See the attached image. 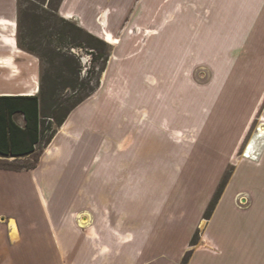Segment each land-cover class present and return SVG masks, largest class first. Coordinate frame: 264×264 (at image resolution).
Instances as JSON below:
<instances>
[{
	"label": "crops",
	"instance_id": "0c3cea01",
	"mask_svg": "<svg viewBox=\"0 0 264 264\" xmlns=\"http://www.w3.org/2000/svg\"><path fill=\"white\" fill-rule=\"evenodd\" d=\"M17 12L15 1L0 0V78L10 83L0 86V96L39 93H29L25 82L13 89L7 74L6 63L19 51ZM56 13L109 44L106 68L113 76L106 88L99 83L68 114L32 167L0 165V264H264V135L251 136L257 118L264 130V0H59ZM132 27L147 29V34H131ZM128 48L137 50L130 61L137 78L128 75L121 81L119 71L126 63L120 68L117 58L130 54L124 51ZM156 55L207 56L233 78L212 80L196 92L198 133L211 143L204 144L197 134L195 178L182 173L179 179L168 178L173 164L181 162L170 156L172 148L155 145L157 119L171 121L155 113L149 89L155 83L146 76ZM252 72L259 73L257 79ZM107 86L117 88L115 95ZM213 88L218 95H209ZM125 98L129 102L124 105ZM97 100L104 108L114 102L115 112H93ZM180 103V117L187 120L188 106L183 110ZM205 119L211 123L203 127ZM16 121L23 126L22 116ZM108 131L114 136L110 141ZM254 139H259L257 150ZM250 140L255 158L249 157L251 147L245 151ZM32 155L0 160L25 161ZM27 172L43 179H78L68 195L70 207L55 203L47 209L46 197L30 191L28 180L13 179ZM141 179L149 184L158 179L164 186L146 194ZM169 188L178 191L172 194ZM241 197L245 204L239 206L236 199ZM173 200L182 208L174 216L179 227L172 228L184 227L188 235L171 257L152 248L161 247L154 232L173 221L161 214L166 201ZM227 215L229 232H242L234 240L224 235L220 219Z\"/></svg>",
	"mask_w": 264,
	"mask_h": 264
},
{
	"label": "rangeland",
	"instance_id": "374dc122",
	"mask_svg": "<svg viewBox=\"0 0 264 264\" xmlns=\"http://www.w3.org/2000/svg\"><path fill=\"white\" fill-rule=\"evenodd\" d=\"M17 4V28H16V44L19 51L17 52L18 56L11 60V64L6 63L9 66L8 73L9 77L12 81L13 89L17 90L21 84L24 82L28 85L27 90L29 93L33 91H37L42 87L45 89L51 78L56 74L63 75L58 79V82L61 84H68L70 81V74L65 68L63 64L64 59L60 54H69L77 59L80 65V78L81 79H90L89 85L84 89L78 90L73 92L71 89H64L61 90L63 96H69L70 101L75 100L77 97L85 95L88 92V87H94L97 85V82L103 84L106 88V84H109L112 75V72L109 71L106 67V64H103L102 59L94 60L92 54L96 55L99 53V50L93 51L91 45H95L96 43L88 40L85 37H78L77 41L74 43L73 46H65L60 45L58 41V36L56 35V27L59 25L56 8L59 0H13ZM147 28L151 29L152 26H146ZM225 30L227 29V25H225ZM65 31H68V28H65ZM129 32L131 34L138 35L144 33L147 34V29L132 27ZM67 33V32H66ZM104 41V40H103ZM143 42V40H141ZM105 42V41H104ZM107 43V42H105ZM108 44V43H107ZM56 45L61 47V51L58 52L59 48H56ZM109 45V44H108ZM28 48H33L32 52L28 51ZM98 48L101 50L102 46L98 45ZM130 48V47H129ZM122 49V51H126L130 54L124 55L123 57H118L117 59L120 60V68L126 63L123 67L122 71H119V76H121V81L124 77L129 75V79L137 78L135 71H133L132 65H130V61L132 60L133 51L131 49ZM129 50V51H128ZM23 51V52H22ZM102 51V50H101ZM142 51V48L138 51ZM93 52V53H92ZM60 53V54H59ZM121 53V52H120ZM122 54V53H121ZM132 54V55H131ZM140 57V56H139ZM155 66L154 68H150L148 74L146 72V76L154 81L155 86L150 87V91L152 92L154 106L156 110V114L160 115H167L171 118L170 120L164 119H157V127L156 129V141L155 145L163 147L165 146L166 149L172 148V155H170L173 160L181 162L177 164H173L170 168V174L167 175L168 178L171 179H179V177L183 174L186 176L187 179L195 178L196 175V166L198 164L195 163L198 159V154L196 153V145L198 143V125L200 122L196 121L194 118V109L196 103V92L200 90L202 85H211L212 80H216L222 82L223 80H232V76L228 75V72L219 71L218 62L214 63L210 60V57L207 56H171L165 57L163 55H156L155 57ZM219 59H227V57H218ZM225 61V60H224ZM122 64V65H121ZM214 64V65H212ZM115 74V72H114ZM242 74V73H238ZM259 73L252 72L251 78L257 79ZM2 85H10L9 82H4L2 78H0V86ZM130 86V85H129ZM63 88V85H61ZM131 88V87H130ZM129 88V89H130ZM107 89L115 95L117 88L107 86ZM148 89V90H149ZM209 95H218L216 89H212ZM220 96V95H219ZM101 100V98H100ZM100 100H97L93 104V112H98L104 108V104H100ZM113 101V100H112ZM184 102L187 104V120H184V116L181 119L180 117V107L181 103ZM129 99L125 98V103H128ZM107 108H104L103 112H115L114 102H109ZM225 103H229L227 99H225ZM122 104V102H121ZM104 105V106H103ZM228 105V104H227ZM102 106V108H100ZM142 106V105H140ZM186 105L184 106L183 110L185 109ZM162 115V116H163ZM164 122V123H163ZM94 123V122H93ZM203 127L208 126L211 123V120L205 119L202 122ZM161 124V126H160ZM54 126V125H53ZM260 126L261 122L257 118L255 120V125L251 130V136H254V133H257V136L260 135ZM201 127V125H200ZM206 130V129H205ZM257 130V131H256ZM93 131L95 135L99 138L100 136L97 135L100 132L95 130L93 125ZM264 131V130H262ZM108 141L114 139V136L111 135V131H108ZM50 135L49 132H45L42 140L39 144H37V151L27 160L25 161H14L8 162L0 160V165L5 167H22V166H31L35 164L38 155L41 153L42 149L46 145V139ZM201 135V134H200ZM264 134H262L263 136ZM204 140V144H210L211 141L207 139L205 134L201 135ZM261 136V137H262ZM210 138V137H209ZM223 138V137H222ZM220 136V139H222ZM254 143L256 145L255 150L258 149L257 144H259V139L256 141L254 139ZM202 142V140L200 141ZM210 142V143H209ZM252 140L249 141V146L246 147V150L249 148L251 151L249 152V157L255 158V151H253V146L251 144ZM222 143V142H221ZM219 143H216L218 145ZM172 147H171V146ZM251 147V148H250ZM202 152V151H201ZM245 153V152H244ZM259 153V151H258ZM202 155L206 154V151L201 153ZM200 158V157H199ZM199 169V168H197ZM204 170V169H203ZM228 170L222 179L223 182L228 179ZM206 172V170H204ZM182 173V174H181ZM193 173V174H190ZM194 175V176H193ZM156 176H161V173ZM45 178V177H44ZM13 179H26L27 184H30V191H34L37 194H43L46 197L45 206L47 209H52L55 203H59L61 208H68L69 205V194L73 192L71 186L73 181H77L78 179H56V178H47L43 179L42 176H31L29 172L23 173L21 175L15 176ZM142 182L140 186L144 189L141 192H146L148 194L152 187H156V191L160 189V186H164V183L157 182L154 184L147 183V180L141 179ZM26 183V181H24ZM223 182L217 190L214 199L209 204L216 202L217 196L221 193ZM154 187V188H155ZM162 191V189H161ZM169 193L174 194L178 191V189L169 188L167 190ZM74 194V193H73ZM51 198H48L49 196ZM56 197L55 199H52ZM64 198H61V197ZM68 196V197H67ZM67 197V198H66ZM236 201L238 202L239 206L245 204L243 202V197L240 199L237 198ZM167 202V203H166ZM166 206L164 208L160 207L163 210L161 214H166L170 216L171 225H166L165 229L163 227V231L154 232V238L157 242V245H161V247H156L152 250L159 252L164 250L170 255L171 257L177 256L180 252V247L184 245L186 242L187 231L183 227L179 230L173 229L179 227L177 223H175L174 216L180 211L181 205L179 201H166ZM192 202V201H191ZM194 202V201H193ZM214 206V204H213ZM212 206V208H213ZM209 207L207 210H209ZM212 210V209H211ZM210 210V212H211ZM207 215V214H206ZM228 217V218H227ZM229 216L222 217L220 220L224 224L225 227L224 235L226 238H230L234 240L239 234L242 235L241 230L235 231L238 232L234 233V231L229 232L228 230V221ZM223 219H225L223 221ZM159 228H162L159 226ZM199 233V232H198ZM195 234L193 238V246H197V240L199 234ZM153 235V233H150ZM198 236V237H197ZM154 245V244H153Z\"/></svg>",
	"mask_w": 264,
	"mask_h": 264
},
{
	"label": "trees",
	"instance_id": "16d2710c",
	"mask_svg": "<svg viewBox=\"0 0 264 264\" xmlns=\"http://www.w3.org/2000/svg\"><path fill=\"white\" fill-rule=\"evenodd\" d=\"M59 25L56 27V35L59 44L65 46H73L78 37H85L96 43L91 45L93 51H98L93 59H102L103 64L108 62L111 55V47L102 39L90 34L75 23L68 21L57 15ZM68 28V31H65ZM67 32V33H66ZM102 46V51L98 48ZM58 52L61 51V47ZM33 48H28L32 52ZM93 53V52H92ZM60 54V53H59ZM64 59V65L70 74L68 84H61L58 79L61 74L54 75L45 89H39L38 95H22V96H0V156L3 158H14L15 160L27 157L35 152V146L40 143L44 133L50 131V135L46 139L48 144L57 132V129L64 123L68 114L81 102L91 96L98 88L99 83L94 87H88L85 95L77 97L70 101L69 96H63L64 89H71L73 92L84 89L89 85L90 79H81L80 65L77 59L69 54H60ZM63 85V88H61ZM22 116L24 120L23 126H20L16 119ZM54 125V126H53ZM31 166L22 167H6L12 170L29 169ZM215 202V200H214ZM214 202L207 210L209 215Z\"/></svg>",
	"mask_w": 264,
	"mask_h": 264
},
{
	"label": "bare ground",
	"instance_id": "6f19581e",
	"mask_svg": "<svg viewBox=\"0 0 264 264\" xmlns=\"http://www.w3.org/2000/svg\"><path fill=\"white\" fill-rule=\"evenodd\" d=\"M259 131H260V135H258V136H260V137H261V136H262V134H264V131H262V129H261V128L259 129ZM84 224H85V222H83V221H81V222H80V225H81V226H82V225H84Z\"/></svg>",
	"mask_w": 264,
	"mask_h": 264
},
{
	"label": "built area",
	"instance_id": "2783aa9c",
	"mask_svg": "<svg viewBox=\"0 0 264 264\" xmlns=\"http://www.w3.org/2000/svg\"><path fill=\"white\" fill-rule=\"evenodd\" d=\"M248 146H249V145H248ZM248 146H247V147H248ZM244 154H245V153H244Z\"/></svg>",
	"mask_w": 264,
	"mask_h": 264
}]
</instances>
